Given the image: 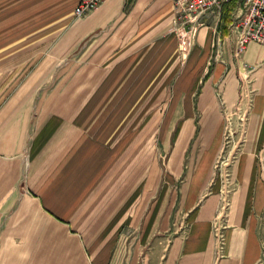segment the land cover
<instances>
[{"label":"crops","instance_id":"1","mask_svg":"<svg viewBox=\"0 0 264 264\" xmlns=\"http://www.w3.org/2000/svg\"><path fill=\"white\" fill-rule=\"evenodd\" d=\"M78 1L0 3V264H264V46L236 53L230 5L191 30L173 23V0H102L75 16ZM153 91L175 95L152 198V171L121 158L130 140L104 132L121 123L109 109ZM245 100L225 194L215 162Z\"/></svg>","mask_w":264,"mask_h":264},{"label":"rangeland","instance_id":"2","mask_svg":"<svg viewBox=\"0 0 264 264\" xmlns=\"http://www.w3.org/2000/svg\"><path fill=\"white\" fill-rule=\"evenodd\" d=\"M25 7L29 6L25 5ZM2 13L6 14L4 11H2ZM2 13L0 11V20L2 19ZM24 14L25 20H28L34 17H38L39 13L26 10ZM40 14L42 15L45 13ZM182 60H184V58ZM174 95L175 93L172 91L168 93L155 91L140 93V99L136 101V104L132 108H114L109 109L110 112L106 113L108 117L115 116V119L117 117V121L118 117H120L121 123H112L113 125L111 127L109 126L105 129V142H108L107 144H109L110 142L112 143L113 139L118 133H121V135L119 141H117L119 143L117 147H119L120 144H125V146H127L128 148L130 140V149L125 151L121 158L123 159L124 164L126 163L128 165L130 163L134 169H145L147 174H150L152 171L150 180H152V183L155 182L156 185L151 186L149 189H147L148 194L152 192V195L150 196L152 198L160 191V186L163 180L162 175L164 174V169H162V166L163 168L165 167V149L167 148H165L166 146L162 148L160 133L163 125L162 121L168 109V102L166 103V99L168 98V101L170 102L174 98ZM144 97H148L146 104L153 105L151 108H149L148 111L146 107L141 105L142 99ZM245 106H247V100L244 101V106L242 107L243 109H239L235 113L227 117L225 123L226 125L224 139L222 141V149L215 162L216 170L220 171L225 179V194H228L229 192L231 193V191L235 187L233 169L235 165L234 163L238 158L237 154L241 144L240 138L246 109ZM128 131L131 132L130 139L128 135H124ZM170 147L171 146L169 144L168 148ZM162 150H164L163 153ZM117 170L118 167L116 170L109 171L110 173L104 186V196L106 201L108 200V197H111L114 190L116 191L118 185L121 184L119 182H122L120 179V172H117ZM139 178H141V173L138 172L137 184H139ZM114 180L117 181V185H114L115 187L113 186ZM136 192L138 193L137 200H139V195L146 193L144 182H141V185L137 186ZM144 204L145 203L139 204V211L144 206ZM132 205H130L129 203H122L121 201L120 206L127 210L128 208H131Z\"/></svg>","mask_w":264,"mask_h":264},{"label":"built area","instance_id":"3","mask_svg":"<svg viewBox=\"0 0 264 264\" xmlns=\"http://www.w3.org/2000/svg\"><path fill=\"white\" fill-rule=\"evenodd\" d=\"M101 1L79 0L74 15L86 14ZM230 4V28L237 31L236 53H240L248 40H255L264 46V0H173L172 20L175 25H187L193 30L204 15L219 16Z\"/></svg>","mask_w":264,"mask_h":264},{"label":"trees","instance_id":"4","mask_svg":"<svg viewBox=\"0 0 264 264\" xmlns=\"http://www.w3.org/2000/svg\"><path fill=\"white\" fill-rule=\"evenodd\" d=\"M230 6H231V4H230ZM231 8V7H230ZM228 18V17H227Z\"/></svg>","mask_w":264,"mask_h":264}]
</instances>
